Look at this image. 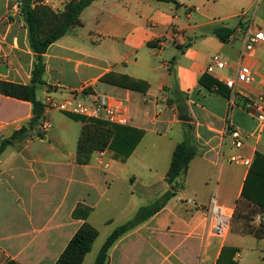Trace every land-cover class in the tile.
<instances>
[{
    "label": "crops",
    "instance_id": "crops-1",
    "mask_svg": "<svg viewBox=\"0 0 264 264\" xmlns=\"http://www.w3.org/2000/svg\"><path fill=\"white\" fill-rule=\"evenodd\" d=\"M14 1L21 0H0V81L28 85L35 55L26 28L5 21ZM70 1L38 3L57 12ZM257 13L258 24H264V0L92 1L81 12V25L43 54L40 99L46 94L63 99L82 88L85 99L91 94L114 97L126 108L127 127L142 131V138L124 161L104 150L78 164L82 122L57 110L44 111L26 139L14 140L0 154V264H54L84 222L72 216L79 204L91 208L86 221L102 238L98 245L95 239L82 261L94 264L114 228L139 208L157 203L155 213L113 243L105 264H216L224 245L237 250V264L243 262V245L259 255L255 264H262L264 240L231 228L218 238L207 213L214 200L234 214L251 166L219 165L221 150L249 156L252 162L259 155L255 168L264 172V126L259 128L247 110L264 93V42L242 55L238 30ZM218 28L234 30L232 39H218ZM216 55L222 65L209 74L206 68ZM240 64L251 69L253 81L236 85L237 99L230 107L224 80ZM32 117L29 101L0 94V141ZM226 122L240 130L241 149H233L229 139L221 146ZM179 143L195 155L173 183V196L162 203ZM257 217L256 225L264 220V215Z\"/></svg>",
    "mask_w": 264,
    "mask_h": 264
},
{
    "label": "trees",
    "instance_id": "trees-1",
    "mask_svg": "<svg viewBox=\"0 0 264 264\" xmlns=\"http://www.w3.org/2000/svg\"><path fill=\"white\" fill-rule=\"evenodd\" d=\"M41 1L21 0V15L27 31L28 45L35 55L30 84L20 85L0 81V94L29 101L32 104L33 117L26 126L14 132L9 139L0 141V154L14 140L26 139L29 136V132L40 124L44 104L41 99L39 101L36 100L35 85L36 83H40L41 86L44 84L43 54L50 44L66 34L71 28L81 25V12L94 0H72L64 6L62 11L57 12L38 3ZM156 1L170 2L171 0ZM45 19H49L55 25L46 26ZM240 23H243V21ZM233 32L234 30L232 29L218 28L214 31V34L218 39L226 42ZM213 85L217 89L219 84L214 82ZM129 87L132 89L137 88L132 85H129ZM68 116L81 121L83 124L76 147L78 164H87L94 152L104 150L112 152L115 159L124 161L133 152L143 135L142 131L127 126H119L82 116ZM194 155L193 148L185 143H179L175 146L166 173V182L170 185V189L163 197L162 203L173 196L176 190L173 183L179 176L186 173ZM259 157L258 155L253 160L245 179L241 200L237 203L234 211L231 230L264 240V221H260L257 225L255 224L257 215H264V172L255 168V163ZM159 204L141 209L132 220L114 228L106 238L94 264H105L108 250L113 243L155 213L159 209ZM90 212L91 208L81 204L77 205L73 210L72 216L82 219L84 222L69 240L54 264H82L85 255L91 251L92 244L98 236V231L86 221ZM236 252L235 248L222 246L216 264H237L233 261Z\"/></svg>",
    "mask_w": 264,
    "mask_h": 264
},
{
    "label": "built area",
    "instance_id": "built-area-1",
    "mask_svg": "<svg viewBox=\"0 0 264 264\" xmlns=\"http://www.w3.org/2000/svg\"><path fill=\"white\" fill-rule=\"evenodd\" d=\"M20 5L21 1H15L12 5L11 12H16ZM238 30L243 33L242 55H249L254 50V45L257 42H264V31L256 28L253 24V19L247 21L244 30L240 27H238ZM171 34L173 37L178 36L176 31H173ZM230 39H232V36L228 37V40ZM221 65L222 62L219 56H213L210 64L206 68V72L212 74L214 72V67H219ZM252 81L253 75L251 69L247 65L242 64L239 65L232 77L224 80V84L229 90L228 102L230 107H233L237 99L236 85H249ZM83 90L82 88L79 91H71L68 96L63 99H55L46 94L43 99V112L53 109L67 115L97 119L119 126H127L129 124L126 108L116 98L104 94H91L85 99ZM247 110L256 119L259 128L264 126V93H262L257 101L249 102L247 104ZM42 127L46 128L47 124L43 123ZM228 139L233 149L238 150L242 148L243 137L240 130L230 122L225 123L221 134V146H223ZM100 153L101 151H99V154ZM218 164H240L249 167L252 164V158L241 153L225 155L224 151L221 150L218 154ZM207 213L212 222V235L218 238L225 237L230 229V221L233 212L226 207L218 205L212 200L207 209Z\"/></svg>",
    "mask_w": 264,
    "mask_h": 264
},
{
    "label": "rangeland",
    "instance_id": "rangeland-1",
    "mask_svg": "<svg viewBox=\"0 0 264 264\" xmlns=\"http://www.w3.org/2000/svg\"><path fill=\"white\" fill-rule=\"evenodd\" d=\"M15 2V1H14ZM5 21L6 22H10V23H12V22H15V21H17V22H22L23 23V25H24V27H25V23H24V20H23V18H22V15H21V5H20V7H19V9L16 11V12H10L9 14H8V16L6 17V19H5ZM45 25L46 26H54L55 24H54V22H51L49 19H45ZM260 21H261V17H259V14L257 13L256 15H255V17L253 18V24L257 27V28H259V29H262V28H264V24H261V25H259L258 23H260ZM44 24V23H43ZM127 202H128V200H126V199H124V203H123V209H125L126 208V206H128L127 205ZM155 205V204H154ZM152 205H150V206H147V207H141V208H139L137 211H136V213H134L133 215H131L130 217H129V220L128 221H130V220H132L138 213H139V211L141 210V209H144V208H149V207H151ZM240 210V209H239ZM234 215V214H233ZM233 215H232V218H231V221H230V228H231V226H232V223H233ZM128 221H126L125 223H127ZM124 223V224H125ZM100 230H101V234H102V232H103V229H102V227H100ZM108 237V236H107ZM106 237V238H107ZM102 240V238H97V240H96V245H98V243H100V241ZM106 240V239H105ZM105 242V241H104ZM104 244V243H103ZM103 244H102V246H103ZM102 246H101V248H102ZM93 247H94V245H93ZM95 248H96V246H95ZM95 248H93V251H95L94 249ZM101 248H100V251H101ZM243 248H244V250L242 251V252H240L241 253V257H242V260H243V262L241 261L240 262V264H244V263H246V264H255V261H258L257 259V256H259V255H257V254H254V253H252L251 251H250V249H251V247H249V249L247 250L246 248V246L245 245H243ZM99 251V252H100ZM108 254V253H107ZM262 264H264V262H262Z\"/></svg>",
    "mask_w": 264,
    "mask_h": 264
},
{
    "label": "water",
    "instance_id": "water-1",
    "mask_svg": "<svg viewBox=\"0 0 264 264\" xmlns=\"http://www.w3.org/2000/svg\"><path fill=\"white\" fill-rule=\"evenodd\" d=\"M40 89H41L40 83H36V85H35V96H36L37 101L40 100Z\"/></svg>",
    "mask_w": 264,
    "mask_h": 264
}]
</instances>
